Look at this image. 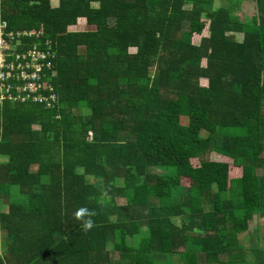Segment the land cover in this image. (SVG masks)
Instances as JSON below:
<instances>
[{
    "label": "trees",
    "instance_id": "trees-1",
    "mask_svg": "<svg viewBox=\"0 0 264 264\" xmlns=\"http://www.w3.org/2000/svg\"><path fill=\"white\" fill-rule=\"evenodd\" d=\"M243 1L0 0L50 42L52 91L32 96L56 98L13 80L0 103V264L241 256L264 216V0Z\"/></svg>",
    "mask_w": 264,
    "mask_h": 264
},
{
    "label": "built area",
    "instance_id": "built-area-1",
    "mask_svg": "<svg viewBox=\"0 0 264 264\" xmlns=\"http://www.w3.org/2000/svg\"><path fill=\"white\" fill-rule=\"evenodd\" d=\"M45 39L41 27L10 30L7 23L0 20V103L6 98V92L13 85V80L20 83L16 88L18 95L14 99L55 101V95L51 93L46 97L32 96L40 88L52 91L47 82H38L46 76L45 72L55 66V61H52L55 53L50 48V42ZM22 40H28L27 44L22 46ZM8 98L12 96L8 95Z\"/></svg>",
    "mask_w": 264,
    "mask_h": 264
},
{
    "label": "rangeland",
    "instance_id": "rangeland-1",
    "mask_svg": "<svg viewBox=\"0 0 264 264\" xmlns=\"http://www.w3.org/2000/svg\"><path fill=\"white\" fill-rule=\"evenodd\" d=\"M252 0H244L240 11L236 10L235 6H232L233 13L235 15H238L240 12L244 13L246 16L251 17L254 13V8ZM71 30H75V27H71ZM228 134H235L240 132L239 128H230L225 130ZM260 175L264 176V170L260 171ZM228 192V191H225ZM258 227V229H257ZM261 232V235H264V216L259 218L257 217V220L252 224L251 228L248 229L247 232L238 234V242L242 243V254L238 258L228 259L225 264H251V259L253 257H256L258 260V264L264 263V240L258 241L259 234L258 232ZM245 240V241H244ZM259 255H261V259H258ZM173 264V263H172ZM210 264H216L214 262H211ZM219 264V263H217Z\"/></svg>",
    "mask_w": 264,
    "mask_h": 264
},
{
    "label": "clouds",
    "instance_id": "clouds-1",
    "mask_svg": "<svg viewBox=\"0 0 264 264\" xmlns=\"http://www.w3.org/2000/svg\"><path fill=\"white\" fill-rule=\"evenodd\" d=\"M95 215V211H90L85 207H81L73 213L74 218L82 222L81 226L85 233L95 226V221L92 219Z\"/></svg>",
    "mask_w": 264,
    "mask_h": 264
},
{
    "label": "crops",
    "instance_id": "crops-1",
    "mask_svg": "<svg viewBox=\"0 0 264 264\" xmlns=\"http://www.w3.org/2000/svg\"><path fill=\"white\" fill-rule=\"evenodd\" d=\"M1 17V16H0ZM1 20V19H0ZM259 237L261 236V237H263L264 235H261V232H260V235H258Z\"/></svg>",
    "mask_w": 264,
    "mask_h": 264
}]
</instances>
